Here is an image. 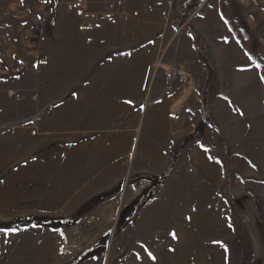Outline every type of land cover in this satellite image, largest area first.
I'll return each instance as SVG.
<instances>
[{
	"label": "rangeland",
	"instance_id": "374dc122",
	"mask_svg": "<svg viewBox=\"0 0 264 264\" xmlns=\"http://www.w3.org/2000/svg\"><path fill=\"white\" fill-rule=\"evenodd\" d=\"M73 6L0 0V264H264V0Z\"/></svg>",
	"mask_w": 264,
	"mask_h": 264
},
{
	"label": "crops",
	"instance_id": "0c3cea01",
	"mask_svg": "<svg viewBox=\"0 0 264 264\" xmlns=\"http://www.w3.org/2000/svg\"><path fill=\"white\" fill-rule=\"evenodd\" d=\"M191 150L192 149H190V151ZM118 154H121V152L119 151ZM135 158H137L136 152ZM190 160H192L191 164L189 163L185 169L179 170L177 165H175L170 172H168V169L166 170V175L162 174L165 178L163 176L164 183L159 193H208V182L204 181L203 185V160L192 158ZM148 163H150V161H148ZM199 202L200 201H193L195 204Z\"/></svg>",
	"mask_w": 264,
	"mask_h": 264
},
{
	"label": "built area",
	"instance_id": "2783aa9c",
	"mask_svg": "<svg viewBox=\"0 0 264 264\" xmlns=\"http://www.w3.org/2000/svg\"><path fill=\"white\" fill-rule=\"evenodd\" d=\"M85 1L86 0H72L73 5H74L73 7L74 8H82L85 6Z\"/></svg>",
	"mask_w": 264,
	"mask_h": 264
},
{
	"label": "trees",
	"instance_id": "16d2710c",
	"mask_svg": "<svg viewBox=\"0 0 264 264\" xmlns=\"http://www.w3.org/2000/svg\"><path fill=\"white\" fill-rule=\"evenodd\" d=\"M194 32V34L196 35V37L198 38V32L197 31H193ZM201 54L203 55L204 54V52H203V49L201 50ZM203 57H204V55H203ZM209 79V75H207V80ZM206 80V81H207Z\"/></svg>",
	"mask_w": 264,
	"mask_h": 264
},
{
	"label": "snow or ice",
	"instance_id": "6c2138e0",
	"mask_svg": "<svg viewBox=\"0 0 264 264\" xmlns=\"http://www.w3.org/2000/svg\"><path fill=\"white\" fill-rule=\"evenodd\" d=\"M257 67H259V65H257ZM261 80H262V82H264V76L261 77ZM172 235H173V238L175 239L176 238V234L172 233ZM225 250L227 251V249H225Z\"/></svg>",
	"mask_w": 264,
	"mask_h": 264
}]
</instances>
